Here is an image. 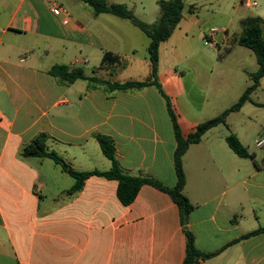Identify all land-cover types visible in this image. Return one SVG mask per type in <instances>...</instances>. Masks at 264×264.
Wrapping results in <instances>:
<instances>
[{
  "label": "crops",
  "instance_id": "0c3cea01",
  "mask_svg": "<svg viewBox=\"0 0 264 264\" xmlns=\"http://www.w3.org/2000/svg\"><path fill=\"white\" fill-rule=\"evenodd\" d=\"M52 1L0 0V264H183L185 230L198 253L213 255L199 264H264V233L241 240L264 227V149L253 146L264 126L248 137L243 130L231 133L226 121L227 133L215 132L217 126L189 146L182 157L183 194L193 208L185 226L180 209L164 191L143 185L124 206L116 181L91 176L81 191L68 196L73 180L59 167L48 159L20 157L24 145L45 134L48 148L74 170L105 172L110 162L95 139L102 135L113 141L126 174L153 179L168 189L176 185L173 125L154 87L89 89L85 81L59 83L48 74L53 66L64 65L101 80L142 81L148 70L141 67L124 78L128 65L102 67L101 60L110 52L126 61L143 48L141 66L148 68V43L137 40L127 21L94 15L84 5L71 14ZM206 1L185 2L181 22L159 46L157 80L183 138L204 121L183 107L176 111L177 99L187 100L191 92L201 98L203 91L207 96L230 85L228 73L213 80L216 60L242 55L236 41L244 20L264 22V8L253 0H238L231 12L216 7L209 11L211 19H205L201 5ZM57 5L68 14L67 23L62 22L64 14H53ZM255 7L254 13L249 11ZM211 20H220L217 28L224 32H205ZM196 34L198 51L181 59L175 45L182 42L186 49ZM212 47L217 56L205 53L214 51ZM240 69L255 73L257 63L250 72ZM207 104L204 99L190 106ZM230 134L250 158H239L229 149Z\"/></svg>",
  "mask_w": 264,
  "mask_h": 264
},
{
  "label": "trees",
  "instance_id": "16d2710c",
  "mask_svg": "<svg viewBox=\"0 0 264 264\" xmlns=\"http://www.w3.org/2000/svg\"><path fill=\"white\" fill-rule=\"evenodd\" d=\"M86 7H89L94 15L107 14L117 19L129 22L133 27L138 29L145 35L148 40L147 45V63L148 74L142 81H125L116 82L101 80L96 76H86L80 68H70L64 65L53 66L48 74L56 79L59 83L71 84L76 81H85L89 85V89L97 86H103L109 91H139L146 87H154L164 98L166 106L173 125L174 137L176 141V149L173 154V163L176 174V185L171 188H165L160 183L146 177H133L124 172L115 157V149L113 141L106 136L97 135L95 139L100 147L103 156L110 162V169L105 172L76 171L66 163L57 153L51 151L47 146L48 136L39 134L35 136L29 143L24 145L20 150V157L23 159L37 158L48 159L55 166L59 167L62 173L66 174L73 180V185L66 192L68 196H72L81 191L84 182L91 176H99L107 180L117 182V197L122 205H129L135 197L139 189L143 185H149L167 193L172 201L178 206L181 212V222L186 225L188 215L192 211V205L183 194L185 186V174L182 167V157L191 145L198 144L202 137L211 129L223 125L226 126V118L230 113L237 112L243 104L249 101L250 94L259 86V82L264 78V22L259 18H249L242 22L241 32L237 38V45L250 50L257 63V71L249 74L251 84L246 88L238 101L229 109L223 111L218 116L208 119L197 125L195 130L186 138H183L174 112L170 106L168 97L163 93L161 86L157 80L158 71V54L161 43L167 41L173 31L177 28L182 20V11L184 9L185 0H168L158 1L159 17L154 25L145 24L136 19L130 9L124 4L109 5L105 0H77ZM199 1V0H194ZM126 61L121 60L117 55L110 52L104 53L101 66H109L119 64L123 69ZM95 73V72H94ZM229 149L239 158H250L246 150L239 143L237 138L230 134L226 138ZM186 237V253L183 264H195L199 259L206 260L213 255H203L198 253L194 246V238L190 232L184 231ZM264 233V227H261L247 235L242 236L241 240Z\"/></svg>",
  "mask_w": 264,
  "mask_h": 264
},
{
  "label": "rangeland",
  "instance_id": "374dc122",
  "mask_svg": "<svg viewBox=\"0 0 264 264\" xmlns=\"http://www.w3.org/2000/svg\"><path fill=\"white\" fill-rule=\"evenodd\" d=\"M105 1L107 3L113 2L114 4L126 5L128 9L133 11L132 13L136 19L148 25H154L159 17V9L157 6V2L160 0H105ZM162 1H168V0H162ZM188 1H193V0H185L184 3ZM253 1L256 2L258 7L261 6L262 8H264V4H260L259 0H253ZM237 2L238 0H208L204 2L203 5H201V9L203 10L202 16L205 19H211L212 16L209 11L219 6L223 8L226 12H231L232 11L231 8L235 6ZM52 3H57L58 5H61L71 14L75 13L78 8L80 10L83 6V4L77 0H53ZM258 7L250 8L249 11L254 13L255 10L258 9ZM185 8L186 5L184 4V9ZM107 18H110L111 20H116V19H112V17H107ZM218 21L220 20H216L215 22L211 20V22L206 26L204 31L206 32L208 28L211 29L213 27L215 28L221 27V24L218 23ZM129 28H135V27H129ZM135 30H136L135 32H136L137 40L138 41L143 40L147 44L148 40L145 37V35L141 33L138 29L135 28ZM198 38L199 37L197 34L193 38H190L189 45L186 46V49L182 47V42H178L177 45H175V47H177L178 49V53L181 56V59L184 58V56L190 55L191 53L194 52L196 53V51H198L197 45L200 44ZM203 43L204 45H206L204 40ZM212 48L214 51H205V53L207 54L210 53L213 57L214 55L217 56L216 52L218 51V49L216 47H212ZM237 50L242 52V53L238 52L242 54L240 55L239 58L232 57L226 60L225 62L222 61V59H217L215 66L213 68V78H214L213 80L214 81L216 80V75L219 74L220 72H223L224 74L228 73V78H231L230 85H224L225 89H223L218 93L206 92L207 96L204 95V91H203L201 92L202 94L201 98L198 96V94H194L191 92L187 100L186 99L184 100L183 98L177 99V101L175 102L176 111H182V107H183L185 108V111L186 113L189 114V116L195 114V116L198 117L200 120L206 121L208 119L218 116L223 111L229 109L232 105H234L251 83L248 77L249 74L246 75L247 73L245 74L242 71H240L241 70L240 68H243L244 69L243 71L250 72L251 69H253L256 64L254 55L252 54L251 51L244 48ZM142 57H146V52H144L143 48H139L138 52L135 55L127 56L126 61H128V64L126 62L125 63L129 67L123 73L124 78H127L129 75H131L133 71L137 72L141 67L142 69H144V71L148 70V68L141 66V64H143ZM194 61L195 60H193L192 62ZM178 62L176 61L174 62V64L177 65ZM249 98H250L249 101L243 104V106L239 111L230 113L229 116L226 118L227 123L230 125L228 128L229 129L231 128L230 129L231 133L240 134V131L243 130L244 133L247 134L249 137L251 134H253V130H255V128H257L260 125L264 126V78L260 80L259 86L250 94ZM204 99L209 101L210 105L207 104L204 108L190 106L191 103L192 104L197 103L199 105L200 103L204 102ZM184 101L186 103L189 102V105L183 106ZM248 119H251L249 125L247 123ZM218 128L219 129H217L215 132H219V130H222V132L227 133L226 132L227 130L225 129V127H223V125H220V127ZM260 133H262L261 137L264 136V129H261ZM257 150H261V149H257Z\"/></svg>",
  "mask_w": 264,
  "mask_h": 264
},
{
  "label": "built area",
  "instance_id": "2783aa9c",
  "mask_svg": "<svg viewBox=\"0 0 264 264\" xmlns=\"http://www.w3.org/2000/svg\"><path fill=\"white\" fill-rule=\"evenodd\" d=\"M253 6H255V3H252ZM53 14H55L56 16L60 15L61 13L64 14V17L62 18V22L63 23H67L68 22V14L64 11L61 10L60 6H54L53 10H52ZM224 31L222 29H218V28H211L210 29V33H223ZM212 44V43H210ZM254 146L257 149H264V136L258 138L257 140H255L254 142ZM195 264H199L198 262Z\"/></svg>",
  "mask_w": 264,
  "mask_h": 264
}]
</instances>
